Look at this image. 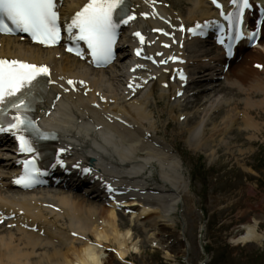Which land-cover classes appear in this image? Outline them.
Masks as SVG:
<instances>
[{"label":"bare ground","instance_id":"obj_1","mask_svg":"<svg viewBox=\"0 0 264 264\" xmlns=\"http://www.w3.org/2000/svg\"><path fill=\"white\" fill-rule=\"evenodd\" d=\"M87 2L88 0H65L61 8L63 18L73 15ZM158 2L160 5H157ZM166 2L167 0H132L138 17L132 30L143 31L151 40L152 31L159 23L143 17V14L158 9L162 16L176 21V11L183 2L189 6L188 21L200 23L211 17V8L205 0H171L172 8H166ZM126 39L124 44L129 42L132 46L135 42L130 36ZM260 43L263 51L256 49L241 53L240 61H235L226 74L222 71L223 58L218 54L214 55L216 50L212 49L207 53L202 51L196 63L200 68L197 81L185 89L187 97L182 100L176 98L180 88L170 80L172 70L160 66L148 68V73L143 71L137 74L141 76L140 83L144 89L138 90L135 97L126 94V86L122 81L130 73V67L125 71V62L132 59L127 48L122 49L119 54L123 56L122 60L104 71L90 70L86 63L62 54L61 49L43 50L20 42L18 38L5 36L0 37V56L19 57L52 66V80L62 87L58 89L50 86V102L45 109L50 110L52 100L61 92L63 98L56 105L57 111L51 119L46 120L49 126L64 133L67 141V154L64 157L70 167H85L93 159L95 163L92 166L96 174L86 177V180L99 189L109 180L115 182L119 190L125 193L127 200H121V203L124 211L129 210L131 219L138 222L144 219L150 222L152 228L158 229L155 238H149L148 243H158L178 255L187 250L186 245L176 229L167 223L176 216L180 204L189 195L188 183L181 173V161L172 153L165 138L158 134H152L150 138L147 136L150 129L154 133L157 131L152 120L155 115L151 102L158 104L164 101L168 113L178 122L185 116L182 125L193 124L187 131L190 139L197 145L201 141L200 133H208L209 138H214L221 131L226 133L233 121L241 123L238 128L247 133H260L263 124L253 116L254 112L264 110V40ZM158 51L161 49L158 48L156 52ZM60 53L62 55L57 59ZM257 63L263 68L255 69L253 65ZM221 77L227 79L228 85L222 91L226 90L228 93L216 90V81ZM71 78L84 79L90 85V92L84 94L87 87L80 84H77L79 92H67L64 84ZM192 86L199 89L196 90L198 94L193 101L189 95ZM97 92L100 97L96 95ZM228 95L242 97L231 101ZM258 96L260 98L256 100ZM224 103L230 113L220 126L212 117L215 110ZM94 104H99L100 108L93 107ZM183 107L194 112H185ZM180 110L182 113H178ZM116 117L123 119L126 124L116 121ZM194 118L197 120L193 121ZM146 123L150 124V129L144 126ZM254 138L255 135L250 137ZM209 150L208 148L207 151ZM214 153L213 150L208 156L213 157ZM5 154L6 161L0 162L2 168L5 167L0 171V185L10 189L9 180L15 165L9 149ZM155 163L159 167L158 181L164 183V186H159L157 182L152 185L149 178L142 175L143 169L152 168ZM61 189L64 188L43 189L32 194L13 191L4 196L0 192V221L13 214L12 220L6 221V225L14 230L0 235V264H113L115 259L108 255V259L104 260L107 254L98 245H114L121 259L136 249L132 227L121 229L120 217L113 208L109 209L94 197L89 196L90 200H86ZM143 203L145 206L142 208ZM66 220L68 222L65 223ZM259 223H264V216L253 218L230 243L263 247L264 230L259 231ZM73 233L77 237H73ZM90 237L96 238L95 243H90Z\"/></svg>","mask_w":264,"mask_h":264},{"label":"rangeland","instance_id":"obj_2","mask_svg":"<svg viewBox=\"0 0 264 264\" xmlns=\"http://www.w3.org/2000/svg\"><path fill=\"white\" fill-rule=\"evenodd\" d=\"M187 14V11L182 12L184 16ZM220 92L228 93L226 90ZM228 96L231 101L242 97ZM151 104L157 132L180 154L182 172L189 183V195L178 214L168 222L182 234L188 247L186 252L176 255L157 244L150 245L147 240L155 237L157 228L151 231L147 221L138 225L121 218L120 224L124 228L134 226V243L140 247V253L132 261L137 264H201L206 255L207 264H264V247L229 243L253 216L264 215V110L253 114L263 124L260 133H247L237 129L240 124H234L226 133L219 132L214 138H209L208 133H200L201 141L197 145L187 131L193 124H178L168 113L164 101L158 104L152 101ZM229 113L227 107L221 113H215L214 122L221 126ZM252 135L256 138L250 139ZM208 148L214 150L213 157L208 156L211 152ZM157 168L158 165L153 177L156 179L159 178ZM263 229L260 225L259 231ZM113 264L120 263L115 260Z\"/></svg>","mask_w":264,"mask_h":264},{"label":"snow or ice","instance_id":"obj_3","mask_svg":"<svg viewBox=\"0 0 264 264\" xmlns=\"http://www.w3.org/2000/svg\"><path fill=\"white\" fill-rule=\"evenodd\" d=\"M215 3L216 0H213ZM124 0H88L71 17L67 24V31L71 39L84 41L97 63H107L113 56L119 23H127L132 19L128 16L117 22V10ZM236 10L227 14L229 27L235 28V38H241L240 22L245 9L249 8L250 0H231ZM60 16L57 11V0H0V33H12L15 30L28 33L34 41L45 45L58 43L61 35ZM10 22V25H9ZM199 27V25H197ZM75 30V32L73 31ZM189 31H193L189 29ZM135 35L140 36L137 32ZM255 33L250 35V39ZM141 41L143 37L140 36ZM230 47V46H229ZM73 51L72 48L68 49ZM77 50V55H80ZM140 50H137V55ZM171 59H176L171 57ZM49 69L46 65H35L20 60H7L0 58V114L4 108L10 106L15 109L13 116L5 128L0 124V132L16 130L21 133L16 136L20 142V151L31 153L34 148L30 140L23 135L30 128H35L34 122L27 115L28 94L38 83L39 76L47 75ZM183 79V75H181ZM69 84L73 83L71 80ZM62 163V162H61ZM24 172L16 179L17 184L30 186L36 182L39 169L34 160H24ZM85 172L88 169H84Z\"/></svg>","mask_w":264,"mask_h":264}]
</instances>
